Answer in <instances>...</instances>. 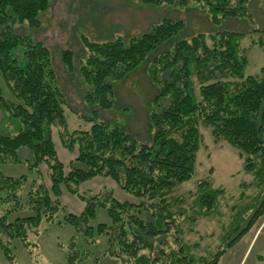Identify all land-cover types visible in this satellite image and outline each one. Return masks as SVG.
Segmentation results:
<instances>
[{"label":"trees","instance_id":"trees-1","mask_svg":"<svg viewBox=\"0 0 264 264\" xmlns=\"http://www.w3.org/2000/svg\"><path fill=\"white\" fill-rule=\"evenodd\" d=\"M139 1L205 10L214 26L226 18L251 16L250 0ZM259 1L264 7V0ZM51 3L0 0V76L17 98L8 101L0 87V107L21 124L15 135L0 132V163L22 162L20 149L27 148L30 169L46 162L51 178L47 187L27 175L8 176L0 171L2 249L10 252L12 238L28 244L29 231L37 232L43 221H56L62 209L59 195L63 186L77 192L73 184L108 175L140 201L119 200L111 191L81 195L83 211L67 213L63 219L93 243L94 228L88 221L98 206L106 209L110 223H99L96 231L107 237V247L95 259L96 264H217L221 255L264 216V67L258 74H246L247 60L238 48L239 33L219 30L198 33L191 39L176 38L184 22L167 17L138 36L117 35L98 41L83 37L82 55L63 48L60 58L71 79L77 72L73 82L80 85L87 119L92 123L88 129L69 131L65 116L69 102L56 85L51 49L33 41L26 31L16 30L18 24L40 27V17ZM171 40L175 42L170 49L158 51ZM18 45L22 46V64L13 55ZM141 66L156 87L153 101L159 103L147 115L149 142L139 141L115 120L97 119L100 110L113 106V84ZM194 85H198L199 100L193 97ZM200 120L213 125L218 135L240 151L244 170L262 188L252 203L231 218L224 234L225 248L216 250L211 258H197L188 251L189 245L181 236L182 224L194 217L186 215L183 197L175 194L195 172ZM53 130L64 147L77 148L67 165L58 158ZM223 191L201 179L191 192L193 210L215 212ZM79 260V251L71 241L67 262L78 264Z\"/></svg>","mask_w":264,"mask_h":264},{"label":"rangeland","instance_id":"rangeland-1","mask_svg":"<svg viewBox=\"0 0 264 264\" xmlns=\"http://www.w3.org/2000/svg\"><path fill=\"white\" fill-rule=\"evenodd\" d=\"M249 9L250 17L226 18L220 25L214 26L205 10L192 6L179 8L169 4L150 5L139 0H52L50 8L40 17V27L30 28L27 24H18L16 30L26 31L33 41H41L51 49L52 63L57 74L56 85L65 93L69 102L65 106L67 129L72 131L88 129L92 121L87 119L80 85L73 82L77 72L72 74L71 79L64 70L60 58L61 49L71 48L77 55H82L80 40L83 37L98 41L117 35L138 36L155 22L167 17L184 22V28L176 38L191 39L198 33L209 34L219 30L239 33L238 48L247 60L245 72L255 75L264 67V7L259 0H250ZM174 42L171 40L163 44L158 51L170 49ZM13 55L17 63L22 64V46H16ZM113 86V106L108 110H100L97 119L115 120L139 141L149 142L151 128L147 115L159 103L157 105L153 101L156 87L150 81L145 67L136 68ZM0 87L2 95L8 101H17L2 76ZM193 97L195 100L200 99L198 85H194ZM20 129V122L0 107V132L15 135ZM199 129L201 144L197 152L195 172L175 189V194L183 197L186 215L194 217L191 221L186 218L182 224L181 236L183 242L189 245L188 251L197 258H211L216 250L225 248L224 234L231 218L238 211H243L248 203H252L262 193V188L261 184L254 182L253 175L244 170L240 151L222 134L218 135L213 125L200 120ZM52 139L59 160L67 165L76 156V146L72 150L64 147L55 130L52 132ZM20 154L22 162L0 163V171L8 176L27 175L29 180L36 179L50 187L48 164L42 162L31 170L26 160L29 156L28 149L21 148ZM66 168L68 170L67 166ZM201 179L208 180L213 187L224 189L219 197L217 210L210 214L193 210L194 193L191 192H195ZM73 186L77 192L62 187L59 195L62 209L56 221H43L37 232L29 231L26 239L28 244L20 238H12L8 243L9 253L0 245V264H68L67 252L71 241H74L80 254L78 264H96L95 259L101 257L107 247V237L96 231L99 223H110L106 209L98 206L94 217L88 221L94 228L93 243H88L74 225L65 223L64 215L80 214L83 211L85 202L81 195L111 191L119 200L138 203L140 198L123 190L108 175H96ZM217 264H264V216L221 255Z\"/></svg>","mask_w":264,"mask_h":264},{"label":"crops","instance_id":"crops-1","mask_svg":"<svg viewBox=\"0 0 264 264\" xmlns=\"http://www.w3.org/2000/svg\"><path fill=\"white\" fill-rule=\"evenodd\" d=\"M254 238V237H253Z\"/></svg>","mask_w":264,"mask_h":264}]
</instances>
